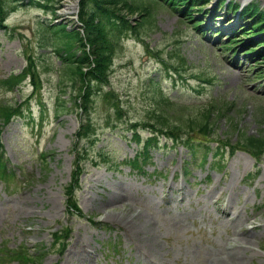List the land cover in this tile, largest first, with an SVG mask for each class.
<instances>
[{
    "label": "rangeland",
    "instance_id": "obj_1",
    "mask_svg": "<svg viewBox=\"0 0 264 264\" xmlns=\"http://www.w3.org/2000/svg\"><path fill=\"white\" fill-rule=\"evenodd\" d=\"M145 1L148 13L108 5L131 24L143 20L145 12L146 21L138 36L122 42L109 71V84L100 86L102 93L90 99L86 114L80 98L73 101L77 89L70 86L68 75L61 80L58 77V71L66 68L60 64L55 47H41L50 34L40 25L52 17L51 8L42 6L63 9V24L74 27L77 8L71 7L78 1L0 0L7 16V32L0 28V83L31 62L41 84L31 102V116L14 119L1 134L3 158L13 170V178L0 182V250L23 247L29 253L37 248L48 251L40 261L30 264H214L218 256L234 251L236 264H264V208H257L264 204V162L257 170L254 159L236 152L226 157L222 167H211L210 156L209 162L200 166L201 151L191 158L182 145H172L160 137L159 147L151 151L145 167L146 175L127 167L114 168L138 150L129 140L130 124L145 127L155 121L153 81L179 103L233 102L236 121L249 134L264 127L260 126L264 124V90L254 91L259 83L248 81L249 64L241 56L248 49L244 46L247 41L237 49L238 61L243 63L237 66L236 54L218 48L228 32L218 43L217 37L207 40L210 34L200 35L180 11ZM223 1L242 3L211 0L207 8L191 12L195 18L214 14L213 18L225 19V23L237 22L227 26L228 30L248 19L245 15L239 22L232 16L238 12L225 10ZM251 1L264 10V0L247 4ZM147 47L151 54L146 53ZM203 81L209 83L198 93ZM32 83L28 78L12 92L0 87V102L22 103L32 95ZM65 85L66 93L60 94ZM109 90L119 99V115L111 100L103 98ZM170 113L174 116L169 111L167 115ZM87 121L86 136L94 135L74 145L76 132ZM226 125L225 119L218 125L222 136ZM140 133L143 139L148 136L147 129ZM80 149L84 170L76 199L84 218L66 213L63 194ZM153 173L157 177H152ZM225 208L229 218L237 214V222L231 224L223 217ZM62 226H70L72 235L60 256L50 247L52 233ZM0 264L27 263L0 257Z\"/></svg>",
    "mask_w": 264,
    "mask_h": 264
},
{
    "label": "trees",
    "instance_id": "obj_2",
    "mask_svg": "<svg viewBox=\"0 0 264 264\" xmlns=\"http://www.w3.org/2000/svg\"><path fill=\"white\" fill-rule=\"evenodd\" d=\"M172 7H183V11L187 12L189 8H193L198 3L205 5L208 0H165ZM121 5L122 8L129 11L144 10L146 2L144 0H81L79 10V20L84 25V37L77 30H67L65 25H46L45 33L50 34L49 40L42 46L48 47V45L56 46L55 51L60 53V57L66 55L65 61L69 62L66 71H59V78L66 77L69 79L71 85L78 86L77 96L81 97L83 101L82 107L86 110L89 98L92 96V90L90 82L108 83V72L112 57L119 48V40L125 32L138 34L140 28H143L146 18V14L149 10L145 11L144 19L140 20L136 25H131L124 15L116 13L108 9L109 4ZM145 3V4H144ZM245 11L252 14V17H256L258 22L252 27L260 28L264 23V14L259 13L254 5L248 6ZM54 13V12H53ZM186 15L190 16L188 13ZM190 18V17H189ZM3 11L0 6V26L4 22ZM42 28V27H41ZM44 29V28H42ZM249 34H254L255 31H249ZM246 34V33H245ZM52 37V38H51ZM54 41V42H53ZM235 42H231L228 47H231ZM48 44V45H47ZM86 47L89 48V52H86ZM77 51L81 52L78 57L75 55ZM61 53H64L61 55ZM63 59V58H62ZM94 64V67L84 73L82 71V65ZM30 74L32 78L35 73L32 68L24 70L18 75H10L8 78L1 81L0 86L9 90H13L16 86L20 85L23 79ZM256 80L264 78V69H261L254 76ZM33 83L36 85L35 78ZM86 84L84 90L83 86ZM67 89V87H64ZM83 90V91H82ZM65 93V90H63ZM109 95V94H108ZM75 98V97H74ZM156 110H154L153 117L155 124L151 127L156 128L158 126L162 131L154 129L155 132H167L168 136L175 140H183L186 136L193 134H200L204 137L215 138L214 132L216 125L219 123V118L228 116L233 113V103H223L222 101H212L201 106H174L162 96H156ZM176 107V108H175ZM176 109V110H175ZM18 106L7 104L5 102L0 103V132L2 125H6L14 114L18 113ZM172 112L174 116L167 112ZM237 113V111H236ZM264 122V121H263ZM154 126V127H153ZM85 132V128H82ZM238 132V133H237ZM226 135L229 138L236 137V148H241L251 153L253 156H262L264 154V129H261L256 135H248L246 132L241 131L236 122V119L231 115L228 117ZM81 133L79 132V135ZM227 137L226 140H229ZM155 140V137L148 139V143L151 145ZM155 144V142H154ZM5 170V166L1 160V144H0V176L1 171ZM78 171V166H76ZM74 184L78 180V174L73 173ZM73 186H69L66 192L67 204L71 209L78 210L74 202V197L71 193ZM59 232L54 235V240L60 238ZM65 234V233H64ZM63 234V235H64ZM63 235L62 241H63ZM66 236V237H65ZM64 237L67 238V234ZM40 252V250H39ZM17 259L24 262H34V258L23 253L22 250L15 251Z\"/></svg>",
    "mask_w": 264,
    "mask_h": 264
},
{
    "label": "bare ground",
    "instance_id": "obj_3",
    "mask_svg": "<svg viewBox=\"0 0 264 264\" xmlns=\"http://www.w3.org/2000/svg\"><path fill=\"white\" fill-rule=\"evenodd\" d=\"M248 1L249 0H243V2H248ZM74 8H75L74 6L71 7V9H74ZM236 255L237 253L236 251H234V252H228L222 256H218L214 264H236L237 263Z\"/></svg>",
    "mask_w": 264,
    "mask_h": 264
}]
</instances>
